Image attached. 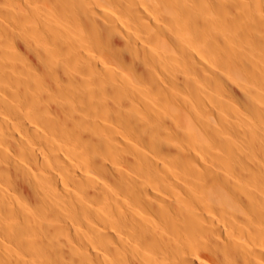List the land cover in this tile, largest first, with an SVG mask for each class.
<instances>
[{"label": "bare ground", "instance_id": "1", "mask_svg": "<svg viewBox=\"0 0 264 264\" xmlns=\"http://www.w3.org/2000/svg\"><path fill=\"white\" fill-rule=\"evenodd\" d=\"M0 264H264V0H0Z\"/></svg>", "mask_w": 264, "mask_h": 264}]
</instances>
